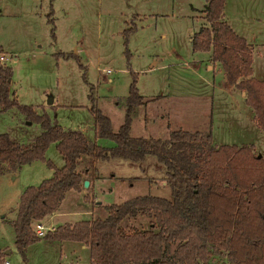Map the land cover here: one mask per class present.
Masks as SVG:
<instances>
[{
	"label": "rangeland",
	"instance_id": "rangeland-1",
	"mask_svg": "<svg viewBox=\"0 0 264 264\" xmlns=\"http://www.w3.org/2000/svg\"><path fill=\"white\" fill-rule=\"evenodd\" d=\"M206 6L207 0H0V41L13 58L6 62L13 68L11 89L22 104L40 113L44 100L56 95L61 105L48 107L46 112L58 115L64 127L94 139L93 105L119 130L136 76L145 103L133 115V137L167 141L173 130L201 131L204 136L212 133L216 147L250 146L264 157V130L257 125L244 92L231 87L212 52L193 49L196 33L210 26ZM225 16L252 45L254 75L264 79V0H226ZM106 69L112 72L107 74ZM41 131V125L18 108L0 111V133L29 144ZM100 144L115 145L105 138ZM46 157L58 168L64 165L56 144L49 147ZM78 169L90 184L66 193L59 209L70 220L64 225L106 217V204L147 194L170 195L162 173L151 167L84 157ZM53 171L44 161L18 170L3 165L0 264L6 260L10 264L53 263L46 253L54 254L55 245L45 242L57 239L45 237L49 230L39 234L47 247H32L24 258L12 225L22 192L51 177ZM126 223L127 227H148L150 219L137 217ZM37 224L33 223L36 232L42 230ZM70 258L89 264L90 256L84 249ZM208 264L232 263L210 251Z\"/></svg>",
	"mask_w": 264,
	"mask_h": 264
},
{
	"label": "trees",
	"instance_id": "trees-1",
	"mask_svg": "<svg viewBox=\"0 0 264 264\" xmlns=\"http://www.w3.org/2000/svg\"><path fill=\"white\" fill-rule=\"evenodd\" d=\"M225 3L207 0L210 26L196 33L192 46L194 51L212 52L227 81L246 93L255 121L264 130V79L254 75L253 47L226 20ZM12 78L13 68L0 62V111L18 108L30 121L39 123L42 131L29 144L0 133V173L4 164L18 170L34 161L47 162L54 169L51 177L21 194L14 228L16 246L24 258L27 248L41 239L33 223L55 213L68 191H80L88 179L78 168L84 157H90L151 167L162 173L170 195L147 194L106 204V217L66 224L45 237L87 245L91 264H208L210 251L232 264H264V157L252 147H216L212 133L204 136L201 131L183 129L173 130L167 141L133 137V115L145 103L136 76L119 130L93 105L96 127L95 137L90 139L81 130L64 127L56 115L22 104L10 92ZM99 138L115 145L103 146ZM52 144L63 156L61 168L47 160ZM137 217H148L150 225L127 227L126 222Z\"/></svg>",
	"mask_w": 264,
	"mask_h": 264
},
{
	"label": "crops",
	"instance_id": "crops-1",
	"mask_svg": "<svg viewBox=\"0 0 264 264\" xmlns=\"http://www.w3.org/2000/svg\"><path fill=\"white\" fill-rule=\"evenodd\" d=\"M230 22L229 23L233 27V29L237 30V28L234 25L235 22L232 21V20H230ZM237 32H238V30H237ZM3 54H5L10 59L9 61L13 60L12 56H10L7 51H4ZM11 85H12V81H11ZM11 85H10V92H11V94L13 96L17 97L16 91H12V89H11ZM231 87L232 88H236L234 85H231ZM52 97L54 98V102L52 104H49L48 100L46 101V99H45L44 100V104L39 109L42 110V111H46L48 109V107L58 108L61 105L58 102V97L56 95H53ZM245 99H246V96H245ZM57 118H58V115H57ZM101 139L102 138L98 139V143H100ZM52 171H53V169H52ZM20 198H21V196H20ZM19 204H20V202H19ZM19 204H18L17 210L15 212V218H13L12 221H14L16 219V217H17ZM59 209H60V207H59ZM59 209L55 213H53L51 215H48L44 220L35 221V223L42 224L44 226V229L49 230L48 232H50V231L54 232L58 227L63 226L64 223L70 221L67 218H64L65 216H63L64 215L63 212L59 211ZM85 220H93V219L90 218V219H85ZM12 225L14 226V222L12 223ZM14 230H15V228H14ZM43 233H44V231H43ZM15 235H16V233H15ZM49 241H51V243H46L45 241L44 242L48 246L55 245V250H56V251H54L55 252L54 254H52V253L51 254H47L46 253V256L48 255V258H50L49 260H54L52 264H79V261L74 262V260L71 259L70 256L71 255H75V254L78 255L79 251L80 250H84V249L89 252V256H90L89 264H91L90 248L87 245L81 244L80 242L67 241V240H65V241L64 240L63 241L62 240H49ZM44 242H43V240H41V241H39L37 243H34V244L30 245L27 248V252H26L27 253V258H28L29 250L32 247L33 248H40L41 247V248L45 249V247H47V246H45ZM66 245H69V246L67 247ZM56 247H58L60 250L58 248H56ZM77 257H79V256H77ZM28 261H29V259H28ZM28 261H27V263H28ZM46 264H50V262L47 260Z\"/></svg>",
	"mask_w": 264,
	"mask_h": 264
},
{
	"label": "built area",
	"instance_id": "built-area-1",
	"mask_svg": "<svg viewBox=\"0 0 264 264\" xmlns=\"http://www.w3.org/2000/svg\"><path fill=\"white\" fill-rule=\"evenodd\" d=\"M10 59L2 53V55L0 56V62L4 65H6V62L9 61ZM112 72L111 69H106L105 70V73L107 74H110ZM37 227H39L40 229L42 230H38L37 233L42 235L43 234V229H44V226L42 224H37ZM6 264H10V262L8 260L5 261Z\"/></svg>",
	"mask_w": 264,
	"mask_h": 264
},
{
	"label": "water",
	"instance_id": "water-1",
	"mask_svg": "<svg viewBox=\"0 0 264 264\" xmlns=\"http://www.w3.org/2000/svg\"><path fill=\"white\" fill-rule=\"evenodd\" d=\"M244 95H246V93L244 92ZM54 102V98L53 97H50L49 99H48V103L49 104H52ZM261 157V156H260ZM89 184H90V181L89 180H85V182H84V186L85 187H88L89 186ZM10 252V251H9Z\"/></svg>",
	"mask_w": 264,
	"mask_h": 264
}]
</instances>
